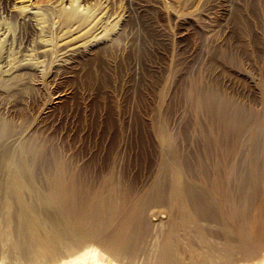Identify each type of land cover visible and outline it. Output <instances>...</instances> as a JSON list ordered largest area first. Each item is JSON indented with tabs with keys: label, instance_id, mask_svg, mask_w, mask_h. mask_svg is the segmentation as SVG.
<instances>
[{
	"label": "rangeland",
	"instance_id": "374dc122",
	"mask_svg": "<svg viewBox=\"0 0 264 264\" xmlns=\"http://www.w3.org/2000/svg\"><path fill=\"white\" fill-rule=\"evenodd\" d=\"M51 2L33 0L38 6ZM85 2L86 5L95 4L100 29L97 30V40L83 47V53L102 46L122 32V41L112 54L90 67L82 65L65 72L59 68L58 61L37 57L40 63L34 69L42 71V74L39 72V81L33 80L27 89H23V84H13L9 90L0 86V122L12 127L10 139L4 146V165L14 154L18 155L24 136L30 134L33 141L49 154L47 164L35 167L34 193L23 192L24 211L8 191V171L3 169L0 172V255L3 245L6 256L11 252H8L9 246H16L18 255L25 250L30 254L29 238L21 233L24 225L41 228L42 234L53 231L48 224L51 214L39 201L41 196L48 195L51 181L59 173V162L64 160L68 161L70 175L76 177V186L81 193L75 205L76 215L82 211L91 213L96 228L105 221V213L100 215L99 209L90 205L98 193L102 159L108 151V147L105 150L101 145V137L96 136V132L127 130V144H116L115 147V151L124 149L127 171L119 172V177L122 178V188H125L134 179H142L155 159L148 131L155 125L158 112L163 114L161 120L170 128L190 132L200 125L205 127V132L222 129L210 114L194 110L187 92L196 86L214 92L221 102L227 104L228 111L235 112L243 121L264 119V15L252 0ZM18 30L14 28V33H20H15L20 40L21 31ZM54 30L50 33L51 41L58 36V29ZM34 36H29L31 45L38 39ZM35 58L33 55L32 63ZM57 69L62 72L54 80L51 74ZM162 92L166 94L164 105L159 109ZM59 94L62 95L61 102L54 104ZM252 128L243 137L245 149L251 143V138L250 141L247 139L250 134L260 137L259 161L264 162V138L257 127ZM206 156L214 157V153L206 149ZM27 165L33 167L28 160ZM259 170L260 167L257 172ZM140 186L138 182L134 193L140 190ZM138 195L141 194L135 196ZM145 210L146 223L157 218L165 222L154 230L143 232L140 241L129 242L138 251L130 257L154 254L156 244L153 238L162 232L170 233L178 254L186 260L190 255L210 253V245L223 247L227 244L229 236L224 233L225 227L233 230V234L237 230L246 233L253 227L264 238V188L260 178L246 203L235 194L233 203L216 206L208 211L205 220L198 221L205 229L208 241L203 246L197 242L194 231L180 225L181 214L170 209L167 201L152 204ZM235 212H239L237 216L233 215ZM117 232L112 226L109 239H113ZM130 233H121V239L128 240ZM232 236L235 240L229 242L237 248L238 236ZM93 243L103 248L99 243ZM102 252L110 257L107 251ZM135 261L140 264L139 259ZM247 263L239 261L234 264Z\"/></svg>",
	"mask_w": 264,
	"mask_h": 264
},
{
	"label": "bare ground",
	"instance_id": "6f19581e",
	"mask_svg": "<svg viewBox=\"0 0 264 264\" xmlns=\"http://www.w3.org/2000/svg\"><path fill=\"white\" fill-rule=\"evenodd\" d=\"M252 1L264 15V0ZM34 3L33 0H0V86L3 89L9 90L13 84H23V89H27L33 80L39 81L40 71L34 69L40 63L37 57L58 61L59 68L65 72L79 66L95 65L101 58L112 54L122 41L123 33L120 32L102 46L98 45L96 49H88L87 54L83 53L82 48L97 40L99 34L95 4L86 5L85 0H52L46 6ZM17 4L20 5L17 7ZM14 28L21 31L20 40L16 38L20 33L15 32V35ZM54 29H58L55 42L50 38ZM31 35L38 38L32 42L33 46L28 41ZM60 45L62 47L59 49ZM33 55L36 56L34 63ZM43 66L40 65L41 68ZM59 71L57 69L51 74V78H59L62 72ZM165 94L162 92L161 98ZM187 97L195 111L210 114L222 129L205 132L202 125L191 132L170 128L162 122L163 114L158 112L155 125L148 131L155 159L142 179H134L125 188H122V178L119 177V172L127 171L123 159L124 149L115 151V147L116 144H127V130L96 132V136L101 137V145L105 150L108 147V151L102 159L98 193L90 205H95L100 215L105 213V221L96 228L91 221V213L82 211L76 215L75 205L81 194L76 186L77 179L70 175L67 160L59 162L60 170L51 181L48 195L41 196L39 201L51 214L48 224L53 231L42 234L41 228L24 225L21 233L29 238L30 254L25 253V250L18 255L17 247L9 246L7 249L11 252L6 256L3 245L0 264H137L135 260L138 259L140 264H234L239 261L264 264V238L253 227L246 233L237 230L235 234L225 227L224 233L229 236V241L235 240L232 235L238 236L237 248L229 241L223 247L210 245V253L190 255L187 260L178 254V247L174 246L170 233L162 232L153 238L156 244L154 254L142 253L141 256L130 257L138 251L129 242L140 241L143 232L154 230L165 222L157 218L146 223L145 209L148 206L167 201L170 209L181 214L180 225L194 231L197 242L203 246L208 241L205 229L198 221L205 220L208 211L216 206L233 203L235 194L240 195L246 203L254 193L259 178L264 188V162L259 161L258 153V148H261L260 137L250 134L247 138L249 141L251 138L248 149L243 143V137L253 126L261 131L264 138V119L243 121L235 112H229L227 104L221 102L214 92L203 90L201 86L188 91ZM61 99L62 95H57L54 104H59ZM163 105L164 98L159 102V109ZM11 132L9 123L0 122V172L3 169L8 171V191L24 211L23 192L28 190L34 193L32 181L37 172L35 167L47 164L49 154L33 141L32 134L26 135L18 155L14 154L5 166L4 146ZM187 134L190 135L187 137ZM117 136L118 140L115 139ZM205 148L212 150L214 157H205ZM27 160L33 167L27 165ZM258 167L260 170L257 172ZM138 182L140 190L134 193ZM137 193L141 195L135 196ZM238 213L233 215L237 216ZM22 215L25 216L24 213ZM112 226L118 232L114 233L113 239H109L108 232ZM125 231L131 232L128 240L120 237ZM93 242L102 245L101 249L107 251L110 257Z\"/></svg>",
	"mask_w": 264,
	"mask_h": 264
}]
</instances>
